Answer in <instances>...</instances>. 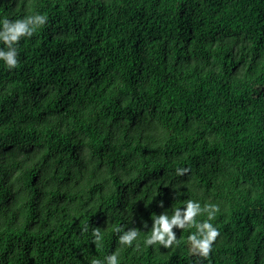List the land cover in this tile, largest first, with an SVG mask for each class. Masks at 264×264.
Returning <instances> with one entry per match:
<instances>
[{
	"label": "trees",
	"instance_id": "16d2710c",
	"mask_svg": "<svg viewBox=\"0 0 264 264\" xmlns=\"http://www.w3.org/2000/svg\"><path fill=\"white\" fill-rule=\"evenodd\" d=\"M35 13L0 60V264H264V0H0ZM188 200L210 254L146 243Z\"/></svg>",
	"mask_w": 264,
	"mask_h": 264
},
{
	"label": "clouds",
	"instance_id": "9594fccd",
	"mask_svg": "<svg viewBox=\"0 0 264 264\" xmlns=\"http://www.w3.org/2000/svg\"><path fill=\"white\" fill-rule=\"evenodd\" d=\"M46 16L41 13H35L16 19L4 17L0 19V41L6 46L0 47V60L9 68H14L19 63V48L17 43L22 37L31 36L37 27L43 25ZM185 169L178 168V173H183ZM163 203V202H162ZM219 210L218 204L208 203L204 206L198 200H188L183 208H176L172 215L162 213L154 218V227L152 234L147 238L146 243L152 244L160 241L164 245H172L176 240V227L183 228L186 225L195 224L197 231L190 234V241L193 249L198 250L202 256H208L213 248V242L217 239L220 229L214 225L211 218ZM207 211L208 219L196 222L198 214ZM96 238H100L99 229L95 230ZM138 236L136 229L124 231L120 236V241L131 244L133 239ZM107 264H119L118 256L111 254L105 258ZM92 264H102L100 260H93Z\"/></svg>",
	"mask_w": 264,
	"mask_h": 264
}]
</instances>
